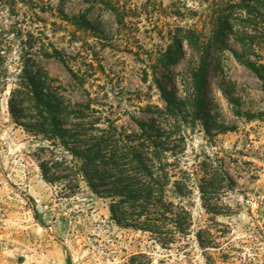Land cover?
I'll list each match as a JSON object with an SVG mask.
<instances>
[{"label": "rangeland", "instance_id": "1", "mask_svg": "<svg viewBox=\"0 0 264 264\" xmlns=\"http://www.w3.org/2000/svg\"><path fill=\"white\" fill-rule=\"evenodd\" d=\"M231 49L264 64V0H0V264H264V82ZM23 66L51 78L66 121L83 104L100 128L164 134L160 214L115 216L118 198L75 175L60 138L36 130Z\"/></svg>", "mask_w": 264, "mask_h": 264}, {"label": "trees", "instance_id": "2", "mask_svg": "<svg viewBox=\"0 0 264 264\" xmlns=\"http://www.w3.org/2000/svg\"><path fill=\"white\" fill-rule=\"evenodd\" d=\"M231 52L264 82V64H255L249 59L241 58L235 49H231ZM54 56L65 63L57 49H54ZM166 56L170 61H176L174 57L170 59V54ZM207 56V49L202 50L197 65L190 70L195 93L193 101L197 105L202 102L206 85ZM19 78V87L32 99L34 125L36 130H41L37 132H51L60 138L64 149L79 160L75 164V175H80L95 193L118 198L111 205L115 216H135L133 220L139 221L141 216L161 213L160 209L151 206L162 203L163 188L170 178L163 158L166 151L172 148L166 143L167 140H156L157 137H163V133L155 128L153 130L156 134L150 135L143 127H139L140 132L132 130L131 134H124L121 126L110 121L107 127L100 128L97 126L100 122L98 119L86 120V112L90 107L83 104H76L72 109L74 121H66L68 106L61 101V95L45 72L23 66ZM158 89L167 104L166 109L175 114L182 101L160 83ZM20 91L13 89L10 92L8 106L12 115L24 118L26 107L18 109L20 101L15 102V95ZM228 98L230 102H235L233 97ZM165 137L168 138L167 135ZM41 168L48 181L55 180L49 177L44 166L41 165ZM122 203L137 204V208L132 205L133 211L129 213V207H122Z\"/></svg>", "mask_w": 264, "mask_h": 264}]
</instances>
